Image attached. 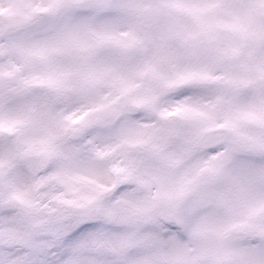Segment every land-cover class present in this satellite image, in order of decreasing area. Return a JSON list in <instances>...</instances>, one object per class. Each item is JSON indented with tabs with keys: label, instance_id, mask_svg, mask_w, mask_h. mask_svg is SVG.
I'll return each mask as SVG.
<instances>
[{
	"label": "snow or ice",
	"instance_id": "snow-or-ice-1",
	"mask_svg": "<svg viewBox=\"0 0 264 264\" xmlns=\"http://www.w3.org/2000/svg\"><path fill=\"white\" fill-rule=\"evenodd\" d=\"M0 264H264V0H0Z\"/></svg>",
	"mask_w": 264,
	"mask_h": 264
}]
</instances>
